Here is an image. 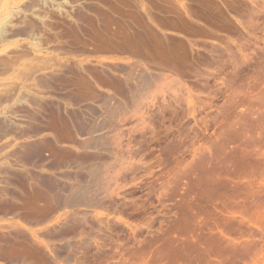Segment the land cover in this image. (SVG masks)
<instances>
[{
    "label": "rangeland",
    "instance_id": "374dc122",
    "mask_svg": "<svg viewBox=\"0 0 264 264\" xmlns=\"http://www.w3.org/2000/svg\"><path fill=\"white\" fill-rule=\"evenodd\" d=\"M2 113L0 264H264V0H0Z\"/></svg>",
    "mask_w": 264,
    "mask_h": 264
},
{
    "label": "bare ground",
    "instance_id": "6f19581e",
    "mask_svg": "<svg viewBox=\"0 0 264 264\" xmlns=\"http://www.w3.org/2000/svg\"><path fill=\"white\" fill-rule=\"evenodd\" d=\"M10 24H11V21H7L6 23H5V25H4V27H3V30H2V35H5L6 34V32H7V28L8 27H10ZM26 94V93H25ZM24 95V94H23ZM22 95V96H23ZM28 98H31V99H38L37 98V95L36 94H31V93H29V94H26V95H24L23 96V98H22V102H24V103H26L27 102V99ZM33 102V101H32ZM2 118H3V120L5 121V122H7V123H9V124H11V125H15L16 127H18V128H20L21 126H22V120H21V118L20 117H18V116H16V115H12V114H9V113H2L1 115H0ZM19 130V129H18ZM250 156V155H249ZM252 157V156H251ZM254 158V157H253ZM6 160H7V158L4 156V155H1L0 156V181H1V179H2V177H3V173H4V171L5 170H7L9 167H10V165H9V163L8 162H6ZM247 160H248V158H247ZM243 161V160H242ZM252 162V161H251ZM6 175V174H5ZM225 186V185H224ZM232 188V187H231ZM235 188V187H234ZM228 189V188H227ZM256 190V189H255ZM238 192V191H237ZM251 193V192H250ZM238 194V193H237ZM257 194V193H256ZM231 195H233L232 193H231ZM244 195V194H243ZM252 196V195H251ZM237 197V196H236ZM244 197V196H243ZM241 198V197H240ZM218 199V198H217ZM243 199V198H242ZM243 201V200H242ZM249 201V200H248ZM263 202V201H262ZM228 203V202H227ZM256 203V202H255ZM230 205V204H229ZM245 205V204H244ZM248 205V204H247ZM252 205V204H251ZM255 205V204H254ZM246 206V205H245ZM250 206V205H249ZM256 206V205H255ZM236 208V207H235ZM251 208V207H250ZM257 208V207H256ZM231 209V208H230ZM247 209V208H246ZM245 209V210H246ZM242 210V209H241ZM232 211V210H231ZM244 211V210H243ZM243 211H241V212H243ZM251 212H253V211H251ZM257 212V211H256ZM248 213V212H247ZM250 213V212H249ZM206 215V214H205ZM219 215V214H218ZM248 215V214H247ZM256 215V214H255ZM249 216V215H248ZM258 216V215H257ZM264 216V215H263ZM192 217V216H191ZM210 217V216H209ZM256 218V217H255ZM228 219V218H227ZM227 221V220H226ZM222 222V221H221ZM241 225V224H240ZM232 226V225H231ZM245 227V226H244ZM249 228V227H248ZM228 229V228H227ZM239 230V229H238ZM251 230V229H250ZM253 232V231H252ZM251 232V233H252ZM240 233V232H239ZM216 237V236H215ZM211 238V237H210ZM191 242V241H190ZM206 243V242H205ZM192 244V243H191ZM187 245V244H186ZM215 246V245H214ZM207 247V246H206ZM214 248V247H213ZM193 249V248H192ZM228 252V251H227ZM249 252V251H248ZM211 253V252H210ZM257 253V252H256ZM203 254V253H202ZM187 257V256H186ZM213 257V256H212ZM190 260V259H189Z\"/></svg>",
    "mask_w": 264,
    "mask_h": 264
}]
</instances>
